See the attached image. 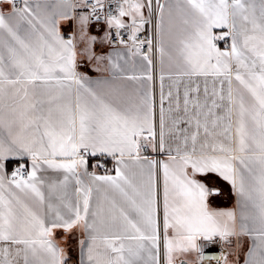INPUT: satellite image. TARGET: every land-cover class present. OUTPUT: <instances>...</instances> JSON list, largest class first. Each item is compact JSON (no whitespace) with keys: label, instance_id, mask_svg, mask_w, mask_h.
<instances>
[{"label":"snow or ice","instance_id":"obj_1","mask_svg":"<svg viewBox=\"0 0 264 264\" xmlns=\"http://www.w3.org/2000/svg\"><path fill=\"white\" fill-rule=\"evenodd\" d=\"M115 3L0 0V264H70L76 232V264H204L199 241L245 239L243 264H264V0ZM101 19L103 36L90 35ZM153 23L158 108L154 40L139 38ZM112 29L128 57L95 51L114 45ZM82 56L110 77L79 71ZM136 56L143 69L129 74ZM105 156L114 175L88 170ZM25 158L31 170L6 173ZM219 181L238 211L211 206Z\"/></svg>","mask_w":264,"mask_h":264},{"label":"crops","instance_id":"obj_2","mask_svg":"<svg viewBox=\"0 0 264 264\" xmlns=\"http://www.w3.org/2000/svg\"><path fill=\"white\" fill-rule=\"evenodd\" d=\"M161 2H164V0H161ZM169 2H174V0H169ZM93 24V28L94 31H96L97 33H102L104 30V26L101 23H97V21L93 20L91 22ZM106 30V29H105ZM61 31L62 34H70L72 32L76 31V26L74 24V22L72 23L71 27H69L68 23L65 22L64 24H62L61 26ZM230 44V42H229ZM218 46L221 47V49L223 50L226 45L224 42H218ZM120 51L123 55H125V57H128V52L127 49H125L123 46L120 47H114V46H110L108 44H100L99 41L98 43L95 45V51L99 54V53H108L111 51ZM104 66L102 65L101 68H103ZM126 69V72L131 74L132 72H139L143 69V65H142V61H141V57L136 56V57H130L129 58V63L127 65L124 66ZM159 68H160V64H159V54L157 53V57H156V62L154 63V67H153V84H152V88H153V94L156 95L157 98V108H158V104H159V93H160V81H159ZM78 70L81 72H84L85 74H87L91 79L95 80L97 78H100L102 76L104 77H110V73L109 72H98L95 70V65L91 64L88 62L86 57H79L78 58ZM130 83V82H129ZM168 81H165V91H167V86H168ZM200 85H201V91L203 90V86H204V82L203 80L199 81ZM212 84L211 81H209V88L211 89ZM145 155H149L151 156L149 153H144ZM108 158L111 161V169L108 171H98L99 168L94 167V165H96L97 163L103 164V159ZM162 159H164L165 157H161ZM95 160L92 161L91 165L88 166V170L90 172L95 171L97 174L103 175V174H112L114 175V171H112L113 167H114V161L111 159V157H97L94 158ZM16 161V163H24L25 166L28 168V170H31V163L30 161L27 160V158H25L24 160H20L17 161L16 159H10L8 161H6L5 164V168H6V173L8 174V166L9 163ZM104 167V164H103ZM46 176H48L49 178H56V174L52 173V172H48L46 174H44ZM219 185L223 191V195L220 197L215 198L212 201V207L216 208V203L223 205V206H228V209H232V210H237V197L235 196L234 192H232L231 189V185H229L227 182L224 181H219ZM57 239L58 240H62L64 234L62 232H57L56 234ZM79 233H73L71 237L68 238L67 244L65 245V247H67L72 254V261L70 262V264H76V260H77V250H76V244L75 241L78 238ZM205 241H199V243L203 244ZM251 241L248 239H245L243 241L242 246L238 249L236 247L235 244L232 245V248H234L233 251V256H234V260L236 262V264H243L244 262V258H245V253L247 252L248 247L250 246ZM231 248V247H229Z\"/></svg>","mask_w":264,"mask_h":264},{"label":"built area","instance_id":"obj_3","mask_svg":"<svg viewBox=\"0 0 264 264\" xmlns=\"http://www.w3.org/2000/svg\"><path fill=\"white\" fill-rule=\"evenodd\" d=\"M115 8H116V3L115 0H105V11L107 12L109 9H111L113 12H115ZM146 15H147V11L145 10ZM156 17H153V21H155ZM115 29H112V33H113V37H114V47H120L122 45H120L118 43V41L115 40ZM121 33L123 34V37L125 40H127V32L125 30H121ZM139 38L141 40L146 39V38H152L154 40V51L152 53L153 56V60L154 63L156 62V57H157V52L155 51V36H154V23L153 24H146L144 27V30L139 34ZM130 43V42H129ZM143 51H147V45L144 46ZM155 95V94H154ZM155 101L157 103V98L156 96H154ZM145 153H149L152 157H155L157 159H160V155L159 153H153L151 152V150L149 149L147 152ZM18 164L12 166L7 172L8 175H11V172L13 170H15V168L17 167ZM202 245H206L204 248V252H205V262L204 264H209V262L211 261V264H218L219 262V257L221 252L223 251L226 255L228 252V247L227 246H223L220 243H214L211 245H208L207 242H204Z\"/></svg>","mask_w":264,"mask_h":264},{"label":"rangeland","instance_id":"obj_4","mask_svg":"<svg viewBox=\"0 0 264 264\" xmlns=\"http://www.w3.org/2000/svg\"><path fill=\"white\" fill-rule=\"evenodd\" d=\"M145 14H146V12H145ZM97 23H101V24L104 26V30H103V32H102V33H97L96 31H94V29H92V28H93V24H92V23H90V25H89L88 32H89L90 35H96V36L99 38V37H102V36H103L105 29H107V26H106V24L104 23L103 19L100 20V21L97 22ZM75 32H76V31H75ZM154 96H156V95H154ZM161 157H163L162 154L160 155V159H162ZM216 209H217V210H227V209H228V206H223V205H220V204H217V203H216ZM233 251H234V248H232V246H231V248L228 247L227 255H228V258H229L230 264H236V262H235V260H234V256H233V254H232Z\"/></svg>","mask_w":264,"mask_h":264},{"label":"trees","instance_id":"obj_5","mask_svg":"<svg viewBox=\"0 0 264 264\" xmlns=\"http://www.w3.org/2000/svg\"><path fill=\"white\" fill-rule=\"evenodd\" d=\"M93 160H95V159L94 158H89L88 159V166L91 165ZM16 164H17L16 161H13V162L9 163V166H8L9 168L8 169H10L12 166H14ZM103 164H104V167H100L98 169V171H100V172L101 171H108V170L111 169V161L108 158L103 159Z\"/></svg>","mask_w":264,"mask_h":264},{"label":"water","instance_id":"obj_6","mask_svg":"<svg viewBox=\"0 0 264 264\" xmlns=\"http://www.w3.org/2000/svg\"><path fill=\"white\" fill-rule=\"evenodd\" d=\"M102 20V19H101Z\"/></svg>","mask_w":264,"mask_h":264}]
</instances>
